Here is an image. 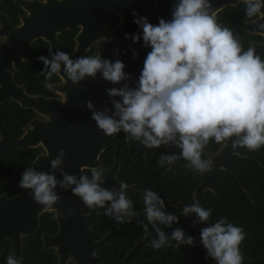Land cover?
Returning <instances> with one entry per match:
<instances>
[{"label":"clouds","instance_id":"9594fccd","mask_svg":"<svg viewBox=\"0 0 264 264\" xmlns=\"http://www.w3.org/2000/svg\"><path fill=\"white\" fill-rule=\"evenodd\" d=\"M244 2L248 5L246 20L258 15L264 17L261 0ZM47 3L48 0H41V4ZM131 14L135 18L133 23L142 29L144 46H150L151 51L146 54L135 88L130 89L125 84L122 88L106 89L108 96L122 98L112 101L115 109L112 115L105 114L108 109L95 110L91 100L86 102L98 129L108 137L123 132L130 141H137L145 148L176 143L179 155H161L158 164L163 167L183 158L190 171L201 175L214 170L211 159H202L210 141L224 146L231 141L234 150L256 151L264 147V59L253 46L242 50L232 30L217 23L211 0H177L172 6L171 19L160 17L157 24L146 16L141 17L136 10ZM253 23L264 30V23ZM102 38L110 41L107 36ZM124 38L138 43L141 35L124 33ZM131 51L135 61L139 53L135 49ZM116 52L118 54L119 49ZM49 54L51 59L38 57L44 64L39 74L45 81L60 75L62 64L65 82L71 81L73 85L86 78L95 79L98 72L112 84L132 79L131 73H125L126 65L120 59L112 62L103 59L101 54L72 59L67 52L52 53L51 49ZM233 137L236 139L232 140ZM65 157L66 150L60 149L50 161L51 171H37L33 166L26 168L18 186L28 191L35 203L45 210L53 209L61 200L56 191L59 187L70 190L90 210L103 209L104 215L118 224L131 223L133 217L139 215L128 199L127 183L120 182L118 190L101 187L106 182V170L102 167H92L90 177L69 174L62 167ZM57 169L62 179H57ZM142 198L147 222L138 223L143 226L144 238L151 235V225L156 234L151 247L157 250L194 247L195 237L186 236L183 228L176 227L170 236L164 228L179 224L181 215L195 214L198 219L193 227L208 222L212 215V209L203 208L198 200L183 206L178 216L164 210L165 201L156 192L145 189ZM72 215V208H67L64 216ZM245 235L242 226L229 223L225 218L201 228L200 242L206 249L205 259L211 258L215 264H244L240 245ZM7 264H23V257L9 255Z\"/></svg>","mask_w":264,"mask_h":264},{"label":"water","instance_id":"95a60500","mask_svg":"<svg viewBox=\"0 0 264 264\" xmlns=\"http://www.w3.org/2000/svg\"><path fill=\"white\" fill-rule=\"evenodd\" d=\"M244 0H211L215 16L223 9L231 6H236ZM256 1V0H250ZM177 0H64L63 3H57L56 0H48L46 5L39 3L42 8L52 7L53 3L57 11L55 15L65 16L58 22V31H63L65 27L74 28L78 23L82 24L84 31L77 38L78 46L74 54L70 58L76 59L84 55L88 46L94 41L100 39V33L104 30V24L111 15L120 14L123 20L122 25L114 32L108 34L110 38L104 50L100 53L103 59H109L112 62L120 59L125 65V73H131L132 79L121 81L119 84H112L105 81L101 73H97L95 79L86 78L80 84L73 85L71 81L65 82L63 77V64L61 67V78L63 83L56 85L55 89L65 96L64 102L59 100H48L43 97L29 96L24 93L22 87H19L14 81L13 75L9 72L8 67L14 64L15 69L19 70L22 64L21 59H29V45L27 43L15 41L11 44L6 41L0 44V103L7 99H14L23 107L40 109L45 108L49 111V122L45 123L49 129V134L53 136V132L57 130V136L51 139L49 135L48 141H42V144L47 150L48 155L39 158L33 167L39 171V166L43 165L41 171H51L50 161L54 159L60 149L66 150L64 165L62 166L69 174L79 177L82 175V169L100 167L98 161L99 155L106 150L113 137L106 136L102 130H99L95 121L91 119L92 110L86 107V102L91 100L94 108L97 111L108 109L106 115H112L115 111L112 101L122 100L121 97H110L106 94V89L117 87L122 88L125 84L130 89L137 86L140 70L143 67V62L148 53L147 47L144 46L142 39V29L133 23L135 19L132 16V11L136 10L141 17H150L154 14H160L165 20L171 19L172 6ZM264 4V0H261ZM49 9V8H48ZM264 12V7L261 8ZM80 19V21L78 19ZM150 21V18H149ZM264 23V17L256 20ZM151 22V21H150ZM244 31L252 33H261L264 35V30L258 29L255 23L243 25ZM124 33L133 34L139 33L141 40L138 43H133L131 40L124 38ZM90 35V36H89ZM54 46L53 38L50 39ZM255 50L264 59V43L254 45ZM119 49L117 54L116 50ZM132 49H135L139 56L132 60ZM99 54V55H100ZM118 119V117H117ZM33 129H27L28 134L19 139H12L6 130V127L0 118V132L2 139L0 140V153L13 148L28 149L31 145H37L40 139L39 126L32 122ZM45 138V136H41ZM233 137L232 140H235ZM130 146V140H129ZM239 156L241 158H249L264 165V161L257 155L245 148L232 149L231 141L227 146H222L218 153L211 154L210 159L213 162V171L205 173L201 185L198 187L194 200L201 198L202 194L208 190H215L216 179L221 169L229 172L240 182L244 190L248 191V187L244 177L239 173L232 163V158ZM118 164L105 173V183L101 187L110 190V185L119 189V181L117 179ZM57 179H62L60 170H56ZM61 196V200L53 206L56 211L57 219L60 224V233L54 238H46V247L51 245L60 248L58 252L60 264H67L69 259H72L75 264H100L97 262L95 254L109 242V237L94 241L92 239L93 229L87 227L86 221L90 218L82 214L84 205L82 201L72 195L70 190L56 189ZM127 194H130V188ZM192 202L185 205H191ZM71 207L74 215L65 217L66 209ZM41 205H37L33 198L25 191L12 199L0 198V258L3 251L1 241L6 238L13 244L14 256L23 257V264H30L23 254L22 236L30 235L37 231L39 225V216L44 211H48ZM198 217L192 214L191 222H195ZM213 222H205L198 225V232L203 227L212 226ZM136 250V249H135ZM134 251V250H133ZM131 257L122 262V264H130ZM106 264V262L101 263Z\"/></svg>","mask_w":264,"mask_h":264},{"label":"flooded vegetation","instance_id":"af4514ba","mask_svg":"<svg viewBox=\"0 0 264 264\" xmlns=\"http://www.w3.org/2000/svg\"><path fill=\"white\" fill-rule=\"evenodd\" d=\"M250 2L255 3L256 1ZM39 3H41V0H0V44L10 40L18 42L22 41L26 44L27 41L30 40V60L25 58L21 59L22 64L20 65L19 70L15 69L14 64H11L8 67L9 72L13 75L16 84L23 88L25 94L64 102L65 96L55 89L56 85L64 82L60 75H58L59 80L57 82H45L44 88L30 86L25 81L20 82L19 77L17 78V74L22 70L23 66L37 61L39 56L43 55L48 59H51L49 49H51L52 53H55L56 51H64L69 55L74 54L78 46L77 38L84 31L83 25L78 23L74 28L65 27L63 31L59 32L58 25L62 24L58 21L65 16L55 15L54 11H57V9L54 7V3L52 7L46 8L39 6ZM241 3L244 4L245 2L242 1L239 4ZM160 17V14H154L149 18L151 23L157 24L158 18ZM259 18L260 16L258 15L252 18V20H242L240 23L241 34L238 35V40L244 51H246L249 46L254 47V45L264 43L263 34L244 31L243 27V25L253 23V21L258 20ZM78 20L80 21V19ZM122 23L123 20L120 14L111 15L104 24V30L100 33V39L91 43L84 52V55H99L104 50L105 46L109 44V41H104L102 37H108V34L116 31ZM51 38H53L54 46L50 41ZM15 41H10V43L13 44ZM147 49L148 52L151 51L150 46H148ZM0 105L5 107L3 110L4 116H15L14 123L8 124L0 114V118L12 139H19L28 134L27 129H33V126L31 125L32 122H35L41 129L39 132L40 139L38 141L40 143L37 145H31L28 149L13 148L0 153V198L6 197L12 199L25 192L18 186L22 179L23 171L26 168L33 166L39 158L48 155L42 141L50 140L49 129L45 125V123H48L50 120V113L45 108H40L38 110L23 107L14 99H7L3 103H0ZM41 136H45V138L42 139ZM50 136L51 139L56 137L57 130L53 132V136ZM1 139L2 134L0 132V140ZM222 146L223 145H220L216 150H213L214 147L216 148V143L210 141L204 150L205 155L202 156V159H210V155L218 153ZM179 153L180 149L176 143H171L168 146L162 145L160 148H145L137 141H130L129 146L127 135L120 132L113 137L109 147L99 155L98 161L101 163L100 167L105 169L106 173L110 171L115 163L118 164L117 179L119 183L124 182L128 184L130 188L128 199L133 202L134 210L139 215L134 216L130 223V228L127 227V230L130 229V249L123 253L124 250L122 247L124 243L120 232L121 229L124 228L123 226H127L129 223L118 224L112 217L104 215L103 209L90 210L84 206L82 214L90 218L86 221V224L89 229H93L91 234L92 239L94 241H99L109 237V242L95 254L98 263L101 264L106 262V264H122V262L130 256V264H151L153 262H160V260H162L169 252H176L175 249L169 247H164L158 250L152 248L151 240L156 238L155 232L152 231L151 225H149L151 235L144 238L143 226L138 223V221H143L144 223L147 222L144 216V203L142 198L145 189L156 192L165 201L166 208L164 210L178 216L182 213V207L180 205L190 203L194 200L195 193L203 180V175L195 172L194 175L193 171H190L186 167L187 162L183 158L177 160L171 165L165 164L163 167L158 164L161 155H179ZM42 168L43 165H40L39 171H41ZM168 168H170V170H166ZM90 169L91 168H84L82 169V173L89 175L90 177ZM183 170L189 171L186 177L183 176ZM221 171L227 172L223 169L219 171L215 190H206L199 199L200 203L205 196L209 197L208 199L210 200L211 197L217 194V182ZM238 172L241 173L240 171ZM242 175L244 177V174ZM197 180L198 184L193 188V184L196 183ZM244 180L248 187V191L244 190L242 186L241 187L247 194H250L253 187L247 184L245 177ZM104 185L109 186V183H105ZM111 189H113V187L110 185V190ZM191 218L192 215L191 217H184L181 215L179 224H173L171 228H164V231L170 236L171 232L176 227L190 226L192 227L190 232L194 230L195 237H197L200 234L198 232V225L196 224L195 227H193L194 223L191 222ZM208 222L213 221L209 220ZM160 227L164 226L160 225ZM59 233L60 224L57 219L56 211H44L39 216L37 231L32 232L30 235L22 236V251L25 258L27 259L25 255L26 252H34L39 255H42L45 252L49 255L55 256L57 264H60V258L58 255L60 248L53 245L46 247V238H44H54L58 236ZM28 239L35 240L37 245H35V243H30L29 245L31 246H27L26 240ZM6 240L10 242L11 251L13 253L12 242L4 238L1 241L3 251L0 258V264L3 254L6 251ZM173 243L175 242L173 241ZM67 264L75 263L72 259H69Z\"/></svg>","mask_w":264,"mask_h":264},{"label":"trees","instance_id":"16d2710c","mask_svg":"<svg viewBox=\"0 0 264 264\" xmlns=\"http://www.w3.org/2000/svg\"><path fill=\"white\" fill-rule=\"evenodd\" d=\"M253 3V2H251ZM246 3L239 4L236 7H229L216 15L217 23L222 27H228L232 30L234 36L238 39L241 34L240 23L245 18ZM256 17V16H254ZM253 17V18H254ZM44 70L42 61H34L31 64H25L22 70L17 74L19 81H25L30 86H39L44 88L45 82H57L58 75H54L50 81H45L44 76L39 73ZM4 106L0 105V114L8 124H13L15 116L3 115ZM220 145L216 144V150ZM264 161V147L252 151ZM234 167L244 174L247 184L253 187L250 194H247L238 180L227 172L221 171L217 182V194L208 199L205 196L200 205L205 209H212L210 220L214 223L221 218L236 226H242L245 231V239L240 245L241 253L244 257V264H264V166L257 161L249 158L234 156L232 160ZM188 170H183V176L186 177ZM195 175V173L193 172ZM198 184V180L193 184V188ZM212 199V200H211ZM120 235L123 240V253L130 249V223L123 226ZM185 235L195 237V231L190 232L192 227H181ZM189 230V231H188ZM6 251L1 259V264H7V257L13 255L11 244L5 241ZM27 246L35 243V240H26ZM126 244V245H125ZM31 246V245H29ZM176 252L167 253L160 262L151 264H215L211 258L205 259L206 249L200 242V234L195 237V246H182L175 249ZM31 264H57L55 256L43 253H25Z\"/></svg>","mask_w":264,"mask_h":264}]
</instances>
